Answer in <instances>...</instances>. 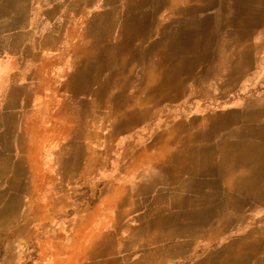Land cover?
I'll return each instance as SVG.
<instances>
[{"label":"crops","instance_id":"crops-1","mask_svg":"<svg viewBox=\"0 0 264 264\" xmlns=\"http://www.w3.org/2000/svg\"><path fill=\"white\" fill-rule=\"evenodd\" d=\"M223 39L264 50V0H0V264H264V102L233 105L224 143L198 110L155 127ZM59 170L102 173L99 227L42 229Z\"/></svg>","mask_w":264,"mask_h":264},{"label":"rangeland","instance_id":"rangeland-1","mask_svg":"<svg viewBox=\"0 0 264 264\" xmlns=\"http://www.w3.org/2000/svg\"><path fill=\"white\" fill-rule=\"evenodd\" d=\"M141 30L124 28V39L131 37L139 39ZM234 40L235 42L231 43L225 39V43L218 45L204 43L205 50L198 60L189 58L186 60L184 69L187 75L170 77L171 87H179V89L171 91L170 106L157 108L158 119L155 127L162 126L157 122L168 112L174 116H182L198 110V118H201L198 119V128L211 129L213 132L217 129L218 140L224 143L229 138L228 131H231L237 120V116H233V105L241 101L264 102V50L259 49L260 39H250L249 45L244 44L241 39ZM194 71H197L198 75L193 74ZM158 95L162 96V93ZM78 108L87 115L96 110L89 108L86 103ZM251 110L260 111L256 121L264 122V107ZM124 126L132 125L124 124ZM68 149L76 153L75 158L78 157L76 155H80L82 164L87 162V156H82L86 151L85 148L72 143ZM63 159L66 160L65 157ZM80 174L82 181L68 186L70 179L68 172L59 170L58 173H53L58 180V186L52 188V198L58 202L59 212L52 221L43 223V230L54 228L58 229L59 233L66 234V229L99 227V220L82 218V215L92 210L94 202L100 196V187L92 186V182H97L102 173L95 171ZM39 238L40 236L27 244L31 262L38 254Z\"/></svg>","mask_w":264,"mask_h":264}]
</instances>
